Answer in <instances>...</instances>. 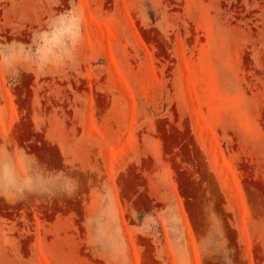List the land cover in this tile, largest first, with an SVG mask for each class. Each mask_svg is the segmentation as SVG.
<instances>
[{
    "label": "rangeland",
    "instance_id": "obj_1",
    "mask_svg": "<svg viewBox=\"0 0 264 264\" xmlns=\"http://www.w3.org/2000/svg\"><path fill=\"white\" fill-rule=\"evenodd\" d=\"M77 10L73 68L0 73V142L79 183L0 198V264H264V0H0V40Z\"/></svg>",
    "mask_w": 264,
    "mask_h": 264
},
{
    "label": "clouds",
    "instance_id": "obj_2",
    "mask_svg": "<svg viewBox=\"0 0 264 264\" xmlns=\"http://www.w3.org/2000/svg\"><path fill=\"white\" fill-rule=\"evenodd\" d=\"M82 26L83 16L78 10L52 13L42 29L33 30L31 50L22 41L0 40V73L17 81L26 72L38 76L63 74L76 65L83 40ZM78 189L79 183L70 172L57 171L50 175L30 156L22 155L17 160L10 140L0 142V198L19 202L29 196L71 197ZM215 238L222 245L215 253L218 264H229L230 249L226 237L216 235Z\"/></svg>",
    "mask_w": 264,
    "mask_h": 264
}]
</instances>
